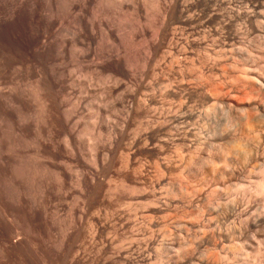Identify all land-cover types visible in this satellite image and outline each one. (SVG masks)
Segmentation results:
<instances>
[{
    "label": "rangeland",
    "instance_id": "obj_1",
    "mask_svg": "<svg viewBox=\"0 0 264 264\" xmlns=\"http://www.w3.org/2000/svg\"><path fill=\"white\" fill-rule=\"evenodd\" d=\"M36 1H37V5H36L37 6L36 11L37 12H35L36 14H35V18H34V25L35 26L33 25L30 28H28V27L26 28V26H23V28H22L23 34L21 35L22 40L20 41L19 55L13 62H11L9 65H7V68H6L7 71H5V74H4V77L7 76V78H3V82H2L3 84L1 83L2 85L0 86L1 89H3L2 91H4V88H7V89H5V91L7 93L12 91L13 89L14 90L18 89V91L16 90L17 92H20V94H22V96L30 99L29 102L31 101L30 103L28 102L29 104L25 105L26 107H25V109H23V112L26 114V118L29 116V118H27L25 120V122H26L29 119L28 123H26L28 126L25 125V123L20 122V126L22 123L24 126H21V127H24V128L20 127L23 130H21V129L19 130V131H22L26 134V139H28V146H29V147L28 146L27 147L29 149H31V148L33 149V147H32L33 143H30V142L32 141L31 137L32 138L35 137V132H36L35 126L37 125V123H39V125H40L41 112L38 108L40 106H39L38 102H35L36 100L33 97V92H35V91H33V89L36 88V87H34V85L36 86L39 80L44 81V82H46V80H47L48 84L46 83V85L50 84L49 88L52 90L53 94L55 93L56 98H58L59 103L60 104L62 103L63 107L61 106L60 108H58L59 111L57 110V112H56L57 115L61 116V113L63 110L71 109L69 119L71 118V116H72V119H70L69 126L72 128L74 127V129H75L74 131L77 134L76 136H78L76 144L78 146L79 152H81V155L84 156L83 157L84 160L86 158H89L90 154L92 153L90 151V149H91L90 146L93 143L90 141L91 137H92V139L94 138L93 140H95V138L98 139L99 147H102V146H105V143H106V145L108 143L107 139L109 137L108 136L109 132H112V131L118 132L119 130L122 129L121 128L122 126H124V128L126 127L125 136L124 137L120 136V138H119V142H118L117 147H116V154H115L113 162H112L113 164L108 166L109 172L111 173L112 176L114 175L113 177L116 178V180H119L121 174H125V172L123 173L121 170L123 169L125 171L124 162L126 160H128L127 153H128V151L131 150L129 148L131 146V143L129 141H132V138H133V136L131 134L129 135V129H130V127H132V128L137 127V121L135 120L134 115L143 114L145 116H148V118H150L151 120L148 118L145 120L146 121L149 120V122L151 121L153 124L151 122H150V124L153 127V125L157 124V120L161 119V121H162V120H164L165 117H166V119L169 118L168 116L172 113L169 112L170 109H168V108H170V105L173 106L174 103H175L174 104V107H175V105H177L176 101L178 102V99L180 97H182L184 95V93H185V95L182 97L183 101H186V100L189 101L191 99V96L194 97L195 102L193 101L192 105H194L193 110L195 113L194 115H196V116L194 117L195 121H193V126L195 125L194 130H195V133L197 132L196 134H194L195 135L194 136L195 137L194 138V147L198 146L197 148H194V152H195L194 155L195 156H194V163H193L194 167H193L192 164L191 165L187 164L188 163L187 162L188 161V159H187L188 155L187 156H185V155H186V153H188L187 145L189 144V142L187 140H184L185 142L183 141L184 143H182L181 151L184 150L185 152L183 151L181 153L184 154L182 156H185V157H183V159H184L183 164L187 162L186 163L187 169L184 168L185 164L184 165L182 164L183 166L179 169V171H176V173L170 174V172H166V173H168L167 176L165 175L166 173L164 174V177H166V178H164L162 176L164 180L161 178L160 175H157L154 173L152 174V171H151L152 168H150L152 166V164L150 165V162H152L153 159L156 158L155 153H154L155 151L153 149L147 150L146 148H143L142 147L143 143H141L142 145H139V147H136V149L132 148V146H131V148L137 152V156H138L137 160L138 161L132 160L131 162L129 161V164L131 163L130 165L132 167L137 168L138 171L140 169V172L142 175L139 174L138 175L139 177L138 176L137 177L139 179L143 178V179H145V181H148L147 186H149L148 187V191L150 190L149 193H153L154 192L153 189L154 190L157 189L159 193L162 192V193H160V196H162L160 205H162L163 208L167 207L166 208L167 211L163 212L161 214L157 213L156 210L152 206H151V209H150V207L148 208V222L149 223H148L147 228H146V230L147 229L148 230L145 231L146 232L145 240H146V238H148V236L150 237L149 238L150 240L147 239L148 242H146L147 240L145 242L149 246L146 243H144L142 240V236L144 234L143 232H141L142 229L141 228L140 229L135 228V227H140V225H139L140 218L137 217L136 221L134 222V224L136 223L134 227L128 228L126 218L123 217L124 212H123L122 204H123V202H127L128 200L131 199V193H129L128 189H126V188L122 190V188H121L122 186L119 185V182L116 184H115V182L114 183L112 182L113 185L112 184L109 185L107 183L106 178L101 174L100 175L101 185L98 188L99 198L101 201V205H100L101 206V208H100L101 209L100 210L101 211V219L99 220L100 223H98V224L96 223L97 225H94V227H96L95 230H97V228L100 227V231H103L101 234V236H102L101 240L99 241L100 243L98 242V245L91 243L92 240L89 241V239L91 238L89 236L90 233H84L82 231L83 234L86 235V240L88 238V240H87L88 242L85 240L86 242H84V245L79 243V242L76 243L79 246L83 245L79 249V253L77 255L78 260L75 259L74 261H72L71 259H73V258H71V257H73V255H71L69 257L67 255V253L65 252V253L59 255V257H55L54 260H52V264H133V261H134V264H139V263L140 264H150V262H152L151 264H165L166 261L168 260V257L166 255V253L164 252V247H161V246H163V244H161V243L164 242L163 240L166 238V236L168 237V239L167 238L166 239L169 240L170 242L174 243L175 248H177V249H178L179 243H180L177 241H180V240L183 241L182 243L184 245L182 243L181 244L185 247L186 252L190 251L189 253L185 252V254L188 256L186 258L184 257V259H185L184 262L186 264L188 261H189L188 264H208V263L209 264H250V263L251 264H264V248L262 249V247H264V240H263L264 239V222H262V221H264L263 220L264 217H262V215L264 214V212H263L264 211V206H263L264 205V193L262 194V192L259 189V185L257 186V184H260L259 182H261V179L263 178L262 176L264 175L263 174L264 173L263 172V170H264V155H263L264 154V124L262 125V123L264 121V111H261L259 109H258V111H257V109H252V111L250 112V115H252V116L250 117L249 123L245 125V123L242 122L240 119H236V118H239V115H236L235 111L230 112L231 116H227V112H228L229 107L227 105L221 104V102H218L219 101L218 99L223 97L224 100H226V102L229 101L235 105H239V104L242 105V103H244V102H246L244 104L248 105V101H245L246 98H242L244 101L240 100V99H237V100L234 99L233 100V98L231 99L227 96L226 91L229 90V91L235 92V93H237V91L239 92L238 89L241 86L240 81L243 78L240 81H238V80L236 81V79H238L237 76L239 75V79H240L241 77H243V75H244V73H246V71L249 72V69H251V71H252V69L255 70L257 68L255 71H253V73L257 74V72L261 71L259 73L264 75V71H263L264 70L263 69L264 68V61H263V59H264V57H263L264 56L263 55L264 54V49H263L264 48V41L263 40L264 39L262 40V36L260 38V36L257 33H255V31H254L255 30L254 28H256L255 20H253V22H252L251 20L247 21L245 19L246 18L245 13L249 12L248 10H251V11L253 10L252 9L253 4L254 5L258 4L256 2L257 0H231V1L226 0V3H224L225 5L223 4L222 6H219V7L218 6L215 7V5H213V4H212L213 6H211V3H209L208 0H194V3H188V4L186 3L183 5L176 4L175 2H173L175 0H160L161 2H159V0H155V1L154 0H129L130 3L128 0H121V1L120 0H66V1L65 0H36ZM133 2H134V4H133ZM172 3H174V5ZM213 8H214V10H212ZM262 8L264 10V5L262 6ZM262 8H261V10H262ZM160 9H162V10H160ZM245 9L247 11H245ZM233 10H234V13H233ZM213 11L215 13L219 14L218 20L213 24H207V23L203 22L208 18V16L211 13H214ZM238 11L240 13L241 12L243 13L245 11L240 18L236 17V15L239 13ZM166 17H167V19H166ZM233 18H234V20H233ZM260 19L264 20L262 18H260ZM38 21H40V22L38 23ZM220 22H221V24H220ZM39 24H40V26H38ZM245 24H247V25H245ZM80 26L82 29H80ZM238 26L239 27L242 26V27H240L241 33L239 32L240 33L239 34L240 39L237 38L236 42L234 41V45H235L234 47L239 46V47H241V49L246 48L245 49L246 51L250 50L249 52H247L249 57L248 56L240 57L239 55H237V53H234L235 51L236 52L239 51L238 50L239 47L236 50L234 47L229 49L230 48L229 42H228L229 41L228 40L229 28L231 27L232 29H235ZM161 27H163V28H161ZM32 28L34 29V31ZM38 28H39V30H38ZM158 28H160V29H158ZM211 28L213 30H211ZM217 28H218L217 32L215 34H212L213 31ZM206 29H208V31ZM249 29H250V32H249ZM156 30H158V31H156ZM205 30H206V32H205ZM173 31H175V32H173ZM221 31H223V32L225 31V32L223 33ZM156 32H158V33L156 34ZM181 32H183V33H181ZM108 33L110 36L108 35ZM210 33L212 34V36L210 35ZM37 34L39 35V37ZM248 34H249V36L247 37ZM204 35L208 39L206 37H204ZM74 37H75V39H74ZM201 37L202 38L204 37V38L202 39ZM178 38H180V39H178ZM216 38H217V41H215ZM44 39H45V41H44ZM244 39H246V40H244ZM250 39L253 43L250 41ZM121 40H122V42H121ZM155 40L156 41L159 40V41L156 43ZM238 40H239V43H238ZM39 41L45 42V43L48 41L47 45H46V49H44L43 52L42 51L39 52L37 50L36 45H37V43H40ZM123 41H124V43H123ZM149 41H151L150 45L148 43ZM144 43L147 44V46ZM27 44H28V46H27ZM129 44H131V45H129ZM33 45L36 47V50L34 49L35 47ZM169 45H170V47H169ZM255 45H257V46H255ZM21 47H23V48H21ZM47 47L50 50H48ZM182 47H184V48L182 49ZM206 47L208 49H206ZM233 48H234V50H233ZM151 49H152V51H151ZM211 49H213V50H211ZM219 49H220V51H219ZM224 49H227V50H225L226 52L224 51ZM45 50H47L48 52ZM185 50H186V52H184ZM205 50H208V51H205ZM216 50H217V52H219L218 54H216L217 53ZM256 50L257 51L259 50L260 53L257 52ZM261 50H263L262 51L263 53L261 52ZM146 51H148L149 53H147ZM170 51H172V53ZM44 52L46 54L42 55ZM222 52H223V54H222ZM108 53L109 54L112 53L113 56L116 57L114 59V62H116V63H114V66H115L113 68L114 70L110 71L105 67L104 68L103 67L102 68H99V67L96 68V65L93 62L94 57L96 58L97 55H98L97 57H99V56L106 57L107 55H109ZM146 53H147V55H146ZM225 53H227V54H225ZM238 54H239V52H238ZM167 55L168 56L170 55V56L168 57ZM201 55H203V56H201ZM250 55H251V57H250ZM147 56H149V59H150L149 62L147 60L148 63L146 62ZM171 56H172V58H171ZM231 56H233L234 59ZM254 56H256V57H254ZM220 57H222L223 59L221 58L222 60H220L219 59ZM237 57H239V58L237 59ZM258 57H261V58H258ZM193 58L195 59V61H193V62L196 64L192 65V69L195 67L194 68L195 70L193 69V74H192V72L189 73L190 70H192V69H188V66L193 63L192 62V60H194ZM163 59H165V60H163ZM170 59H171V61H173L172 64L169 63V62H171ZM256 59H258V60H256ZM139 60L141 62H139ZM189 60H191L190 64H189ZM204 60H206V61H204ZM207 61H210L211 63L207 62ZM224 61H226V62H224ZM243 61H244V63H243ZM203 63H204V65H203ZM213 63H214V65H213ZM137 64H139V66ZM147 64H148V66H147ZM224 64H225V67H224ZM201 65H202V68H201ZM234 65L237 67H235ZM134 66L136 68H134ZM205 66H207V69L205 68ZM232 67H234V68H232ZM131 68L133 69V71ZM236 68L239 69V73L236 70ZM183 69H184V72H183ZM225 71L228 73H225ZM251 71L249 73H251ZM181 73L184 75H182ZM223 74L226 76H223ZM240 75H242V76H240ZM183 76H184V79H183ZM190 76L193 77L192 80L196 81L195 83H194V81L191 82V80L189 79ZM198 76H199V78H197ZM206 76H208V77H206ZM217 76H219V78ZM231 76L235 78L234 79L235 81H229V80H233V79H230V78H232ZM156 78H158V79H156ZM194 78H196V79H194ZM198 79H201V80L203 79V80H202V82H200V80H198ZM205 79H207V80L205 81ZM215 79H217V80H215ZM218 79H220V80H218ZM150 80L153 82V84L151 83ZM159 80L160 81H167L168 80V83L169 84L171 83L170 84L171 87L169 86V90H168L169 91L168 93L170 95L167 93L165 95V97L161 96V93L159 91L160 89L158 88V84H156V82ZM189 80H190V82H189ZM224 80H225V83H227V80H228V83L230 82L229 83L230 85H226V84L223 85V87H225V88H224L223 92H221V93L225 92L226 95L222 94L221 96H219L220 98H218V97L209 98L208 97L209 84L212 82H214V83L224 82ZM181 83H184V85ZM189 83H191L192 85ZM172 85H173V87H172ZM201 85H203V86H201ZM231 85L234 86V88ZM108 86L109 87L113 86L112 89L114 88V90H111L113 92L109 91ZM153 86H154V88H153ZM200 86H201V88H200ZM131 87H132V89H131ZM236 88H238V89H236ZM28 89L30 92L28 91ZM54 89L56 92L54 91ZM88 89H89V91H88ZM127 89H129V90H127ZM154 90L157 93H155V92L153 93ZM31 91H32V93H31ZM132 91H134V92H132ZM69 92H71V93H69ZM81 92H82V94H81ZM109 92L111 94H109ZM144 92H146L147 94ZM123 94H124V96H122ZM143 94L145 96L146 95L147 96L145 97ZM224 96L225 97L227 96L226 97L227 99H225ZM72 97H74V98H72ZM152 97H154V98H152ZM170 97H171L170 100H172L173 102L169 101ZM141 98H142V100H139ZM163 98L164 99L166 98V99L164 100ZM213 98H214V100H213ZM152 99H156V101L158 100L157 101L158 104H156V106H159V107H156L157 108L156 110H158V111L154 110L155 108L151 107L150 104H151ZM77 100H78V102H77ZM138 100L140 101L139 102L140 106L138 104ZM149 100H151V101H149ZM166 100L169 101L170 104ZM174 100H176V101L174 102ZM221 100H223V99H221ZM162 101H164V103L165 102L167 103V104L165 103L166 106H165V104H162L163 103ZM240 101H242V102L240 103ZM76 102L78 103V105H76ZM90 102H91V104H89ZM92 102H93V105H96L95 107L102 108V112L99 114L100 118L95 117L94 112L90 106V105H92ZM144 102H146L147 104ZM211 102H212V104H211ZM254 102L257 103L258 101L257 102L252 101V103H254ZM74 104L77 107L74 106ZM148 104L150 105V107ZM79 105H81V107ZM220 105H221V107H220ZM7 106L9 109L10 106L9 105H7ZM124 106H125V108H124ZM153 106L155 107V103L153 104ZM162 106H163V108H162ZM212 106H213V108H211ZM112 107H114V109ZM110 108H112V110ZM150 108H152L154 111L151 110ZM219 108H221V109H219ZM226 108H228V109H226ZM10 109H12V108L10 107ZM205 109H207V111H205ZM13 110H14V113L16 114V110L13 108L11 111H13ZM76 110H78V111H76ZM109 110H111V111H109ZM127 110H129V111H127ZM210 110H212V111H210ZM254 110H255V112H254ZM220 111H221V114H220ZM198 112H199V114L201 112L200 116H202V117H200L198 115ZM117 113H118V115H117ZM71 114H73V115H71ZM92 114L94 117L92 116ZM160 114H161V118H158V117H160L159 116ZM164 114H165V116H164ZM167 114H168V116H167ZM204 114L205 115L208 114V115L205 116ZM218 115H219V117H218ZM223 115H225V116L223 117ZM81 117H82L83 121H82ZM209 117H211V118H209ZM228 117H232V119L231 118L229 119ZM202 119H203V121H202ZM204 119H205V121H204ZM214 119H215L216 125L214 123ZM220 119H222V120L220 121ZM225 119H226V121H224ZM228 119H229V121H228ZM260 119H261V121H259ZM112 120H114V121H112ZM153 120H154V122H153ZM233 120H234V122H233ZM76 121L77 122L79 121V123H77ZM93 121H96V123ZM87 122H91L92 124H94L95 128L94 127L93 128L96 131L94 129H92L90 126L87 127V125L89 124ZM97 122H98V124H97ZM155 122H156V124H155ZM256 122H257V124H256ZM260 122H262V123H260ZM203 123L206 125L204 126ZM77 124H78V126H77ZM85 124H87V125L85 126ZM150 124H149V128H152L150 126ZM201 124L205 128L203 126H201ZM222 124H224V125H222ZM253 124H254V126H252ZM29 125H30V127H29ZM128 125H130V126H128ZM235 125H236L237 129L234 128ZM249 125H251V126H249ZM43 126L46 127V128H44V129H46L45 131H47L50 128V126L48 124H43ZM143 126H142V131H144L143 129H145V125H143ZM225 126L226 127L228 126L229 128L228 127L224 128ZM258 126L260 128H258ZM219 127L221 129H219ZM253 127L255 128L256 131L254 130ZM85 128H87V129L89 128V130H86ZM112 129H114V130H112ZM139 129H141V127ZM182 129H183V131L185 130L184 127ZM200 129H202V130H200ZM25 130H26V132H25ZM91 130H94V131H91ZM234 130H235V132H234ZM248 130H250V131H248ZM253 130L255 132H253ZM238 131L239 132L242 131L243 134H242V132L239 133ZM140 132H141V130H140ZM181 132H182V130H181ZM222 132L224 135H220L221 137H218L217 135L222 133ZM230 132H232V135ZM257 132L260 136L257 135ZM182 133H181L182 136L185 137L186 136L185 132H182ZM246 133H248V134H246ZM27 134H28V136H27ZM233 134H234V136H233ZM227 135H228L229 139L227 138ZM203 136H204V138H203ZM225 136L227 139L225 138ZM83 137H85V138H83ZM197 137H199V138H197ZM54 138H55V140H54L55 144L64 149L65 148V142H64L63 134L57 133L54 136ZM207 138L208 139L210 138V139L208 140ZM211 138H213V139H211ZM252 138H253V140H254V138H257L255 140L256 142L253 143ZM219 139H221V140H219ZM231 140L234 142L232 143ZM261 140H263V141H261ZM240 141H243V142H240ZM89 142L91 143V145L89 144ZM259 142L261 143V145ZM126 143L128 145H126ZM185 143H186V145H185L186 149H184V148L182 149V147L184 146ZM214 143H216V144L213 145ZM227 143H228V145H227ZM234 143H235V145L236 144L237 145L234 146L233 145ZM211 145H212V148H211ZM221 145H222V148H221ZM229 145L232 147H230ZM241 145L244 147H242ZM247 145H249L250 148H249V146L246 147ZM119 146H120V148H119ZM214 146H215V148H214ZM223 146H224V149H223ZM261 146H262V148H261ZM89 147H90V149H89ZM218 147H219V149H218ZM251 148H253V149H251ZM217 149H218V151H217ZM232 149H233V151H231V153H230V150H232ZM197 150H199V151H197ZM200 150H201V152H200ZM221 150L222 151L225 150V151L220 152ZM228 150H229V153H226V152H228ZM121 151L126 153L123 156L124 157L123 159H125V161L121 159L122 157L120 158ZM253 151L255 152L253 154L255 156H252ZM208 153L210 155H208ZM222 153H224V154L222 155ZM242 153H243V155H242ZM244 153L247 155H245ZM237 155L239 158L236 157ZM233 156L236 158L235 160L233 159L234 162H232V158H234ZM250 156L252 157V159ZM185 158H186V160H185ZM204 159H205V161H204ZM223 159L225 160L224 162H227L226 164L222 163ZM246 159H248V160H246ZM85 161H88V160L86 159ZM212 161L214 162V164L212 163ZM228 161H229V163H228ZM244 161L245 162L250 161V162H246L244 164ZM208 164H209V166H208ZM114 165H115V167H114ZM187 165H189V166H187ZM190 166L193 167L194 170H192ZM240 166H241V168H240ZM208 167H210V168L207 169ZM236 167H237V169H235ZM143 168L145 170H143ZM189 168L191 169L192 172L194 171L193 172L194 174H191L192 172L189 170ZM217 168H219V169H217ZM182 170H183V172H182ZM185 170H187V171H185ZM186 172H187V174H186ZM259 172H261V174ZM177 173H179V174H177ZM126 174L130 179L129 183L132 185L136 184V182H135V180L137 179L136 175H133L131 173H126ZM188 174H189V176H188ZM190 175H192V176H190ZM194 175H196V176H194ZM155 176H156V178L160 177L159 178L160 180L156 179ZM177 176H179V178ZM223 178H224V180H223ZM225 178H227V179H225ZM150 181H151L152 185L149 184ZM159 181H166V188H168L169 185H172L171 186L172 190H174V191L177 190L173 193V192H171L172 190H170L171 188L169 186V192L174 194V195H172V194L171 195L174 197L175 201L172 197H171V199H169L171 195L166 196L167 195L166 191L168 192V189L166 190V189L162 188L164 186H159L157 184V182H159ZM167 181H169L170 183L172 182V183L170 184ZM178 184L179 185L181 184V185L179 186ZM73 185L74 184H67L66 185V187L63 189V192H62L64 197L62 196V198L59 199L56 196L57 191H55L56 194H54V195L52 194L48 197L49 199H47V201H49V202L48 203H47V201L45 202L46 203L45 206L48 208L50 213H52L54 211L55 212L58 211L57 212L58 213L57 218H59V223H56L54 225H51V224L46 225L48 232L51 231V232H49V234H50L51 241L52 242L55 241L54 245H57L58 242L60 241V239L62 238L63 230H61V228H62L61 226H62V224L65 225V223H67L69 221V218H70L69 215H70V211H71L70 208L72 207V209H73L74 208L73 206H75L74 197L77 194V191H75V190H77V187H75V185L74 186ZM153 185L155 187H153ZM160 187L163 190H165V193L163 191H161L162 189H160ZM174 187H175V189H173ZM177 187H179V188H177ZM109 188L111 190H109ZM116 188H118V193H117ZM198 188H199V190H198ZM206 188H208V189L205 190ZM112 189L116 190V192L112 191ZM67 190L69 193H67ZM181 190H183L182 193L177 194V192L179 193V192H181ZM257 192H259V194H257ZM175 193L179 196H177ZM105 195H106V197H105ZM163 195H165V196L163 197ZM175 195L177 196V198L175 197ZM257 195H258V197H257ZM194 196H197V198ZM111 197H113V198L111 199ZM167 197H168V199H167ZM50 198H52V199H50ZM114 198H115V200H114ZM90 201H91V198L89 196H87V198H86V203H87L86 205L87 206L91 205L92 202H90ZM68 202L70 203V205ZM190 202H191V204H190ZM47 204H48V206H47ZM120 204H121V206H120ZM170 204H171V206H170ZM221 204H223V205H221ZM221 207H222V210H221ZM195 208H197V209H195ZM217 208L220 210V213H219V210ZM228 209H229V211H228ZM222 211L224 212V214ZM199 213H200V218H199ZM258 213H259V215H257ZM260 213H261V215H260ZM202 214H204L206 216L203 215V217H202ZM195 217H196V219H195ZM106 219H107V221H106ZM163 219L164 220L168 219V220H165V222H164ZM197 219H198V221H197ZM187 220H189V221H187ZM61 221H62V223H61ZM117 221H118V224L115 223ZM186 221L188 223H186ZM230 221H231V223H230ZM103 222H105V223H103ZM137 222H138V224H137ZM177 222H178V225H177ZM198 222H200V223H198ZM258 222H259V224H258ZM106 223H109V224H106ZM191 223H194V225H192ZM206 223H208V224H206ZM181 224H184V226H182ZM216 224H218V225H216ZM104 225L108 229H106ZM169 226H170V228H169ZM175 226L177 228H175ZM21 227L26 229L25 225H21ZM156 227H157V229H156ZM232 227H233V229H232ZM255 227H257V228H255ZM150 228L151 229L153 228L152 230L154 231V233L152 230H150ZM216 228H218V230ZM230 228H231V230L242 231V234L238 235V237L237 236L236 237L235 236L230 237V238H233L232 239L233 242H231L230 238H229V241L224 240V234L226 232L231 231ZM200 229H204L207 232L203 231V230L201 231ZM213 229H215V230H213ZM112 230H113V232H112ZM170 230L173 234L171 232L169 233ZM172 230L175 232H173ZM183 230H185L184 233H183ZM125 231H126V233H125ZM108 232H112L113 236H117L116 240H115V238H113V240H112L113 244L112 245L106 241V234ZM165 232H166V234H164ZM167 232L169 235L167 234ZM186 232H188V234H186ZM210 232H211V234H210ZM216 232H217V234H216ZM218 232H219V234H218ZM243 232H245V233L243 234ZM139 233H143V234H139ZM195 233H196V236L198 235L197 237H195ZM201 233L205 236H203ZM221 233H222V235H221ZM258 233L259 234L262 233V235L261 234L259 235ZM136 234H138V236ZM153 235H155V236H153ZM163 235L165 238H163ZM210 235H211V237H210ZM127 236L135 238L134 239L135 241L132 240V242H134V243H132L130 241V239H128L129 241L127 243V238H125ZM207 236H209L210 238ZM242 236H243V238H241ZM161 237L163 239H161ZM194 237L197 240H195ZM234 238H236V239H234ZM237 238H238V240H237ZM239 238H241V239H239ZM121 239H123V240L121 241ZM136 239H137L138 243H136ZM189 239H190V241H189ZM205 239H207L208 241ZM248 239H249V241H248ZM252 239L254 240V242ZM57 240H58V242H57ZM102 240H104V242ZM198 240H199V242H198ZM203 240H204V243L206 241V244L203 243ZM262 240H263V243L261 242ZM209 241H211V242H209ZM222 241L225 242L224 245L222 244L223 243ZM140 242H143V243L141 244ZM188 242L189 243L193 242V244L190 243L191 244L190 245ZM207 242H209V243L207 244ZM213 242L215 243V245H210L211 243L213 244ZM238 242H240V243H238ZM237 243H238V245H237ZM243 243H244V245H243ZM91 244H93V245H91ZM117 244H119V246H117ZM256 245L259 247H257ZM116 246H117V248H115ZM129 246H130V248H128ZM186 246H187V249H186ZM191 246H193V247H191ZM204 246H206V247H204ZM188 247H190V248H188ZM124 248H128V249L125 250ZM135 248H136V250H135ZM255 248L258 251H256ZM55 249H56V247H55ZM260 249H261V251L259 252ZM205 250H206V253H205ZM97 251H98V253H97ZM147 253H148V255H147ZM128 256H129V258H128ZM203 257H205V258H203ZM130 258H131V260H130ZM187 258H189V259H187ZM207 261H210V262H207ZM42 262L43 261H36V264H43V263L48 264L47 262L45 263V261L43 263ZM205 262H207V263H205ZM0 264H25V261H24L22 256H12V257L8 258V260L7 259H1Z\"/></svg>",
    "mask_w": 264,
    "mask_h": 264
},
{
    "label": "bare ground",
    "instance_id": "obj_2",
    "mask_svg": "<svg viewBox=\"0 0 264 264\" xmlns=\"http://www.w3.org/2000/svg\"><path fill=\"white\" fill-rule=\"evenodd\" d=\"M66 1V0H65ZM121 1V0H120ZM129 1V0H128ZM127 1V2H128ZM155 1V0H154ZM229 1V0H228ZM231 1V0H230ZM117 2V1H116ZM132 2V1H131ZM135 2V1H134ZM133 2V4H134ZM151 2V1H150ZM153 2V1H152ZM159 2H161L159 0ZM175 2L176 4H188V3H194V0H175L173 1ZM206 2V1H205ZM209 3H211V6L215 5L216 6H222L224 3H226V0H208ZM233 2V1H232ZM258 4H253V10H248L249 12H246L245 13V19L248 21V20H251L253 22V20H255V23H256V28H254L255 30V33H257L260 38L262 36V40L264 39V20H261L260 18L264 19V10L262 8V6L264 5V0H257L256 1ZM130 3V1H129ZM155 3V2H154ZM240 3V2H239ZM243 3V2H242ZM174 5V3H172ZM207 4V3H206ZM213 4V5H212ZM37 5V1L36 0H0V86L3 84V78H7L4 77V74H5V71L6 68H7V65H9L11 62H13L19 55V47H20V41L22 40L21 39V35L23 34L22 32V28L23 26H26V28H30L34 25V18H35V12L36 11V6ZM39 5V4H38ZM101 5V4H100ZM225 5V4H224ZM186 6V5H185ZM39 7V6H38ZM66 7V6H65ZM233 7V6H232ZM247 7V6H246ZM230 8V7H229ZM262 8V10H261ZM191 9V8H190ZM208 9V8H207ZM224 9V8H223ZM227 9V8H226ZM231 9V8H230ZM235 9V8H234ZM243 9V8H242ZM70 10V9H69ZM162 10V9H160ZM214 10V8L212 9ZM39 11V10H38ZM186 11V10H185ZM245 11H247L245 9ZM244 11V12H245ZM209 12V11H208ZM214 12V11H213ZM239 12V11H238ZM243 12V13H244ZM163 13V12H162ZM231 13V12H230ZM233 13H234V10H233ZM243 13L239 12L236 17L237 18H240ZM80 14V13H79ZM81 15V14H80ZM222 15V14H221ZM162 16V15H161ZM201 16V15H200ZM199 16V17H200ZM206 16V15H205ZM55 17V16H54ZM190 17V16H189ZM228 17V16H227ZM155 18V17H154ZM188 18V17H187ZM219 18V14L218 13H211L208 18L203 21L207 24H213L215 23ZM158 19V18H157ZM161 19V18H160ZM167 19V17H166ZM224 19V18H223ZM36 20V19H35ZM187 20V19H186ZM185 20V21H186ZM234 20V18H233ZM116 21V20H115ZM37 22V21H36ZM40 21H38L39 23ZM74 22V21H73ZM202 22V23H203ZM240 22V21H239ZM243 22V21H242ZM245 22V21H244ZM251 22V23H252ZM147 24V23H146ZM221 24V22H220ZM228 24V23H227ZM241 24V23H240ZM94 25V24H93ZM142 25V24H141ZM226 25V24H225ZM237 25V24H236ZM247 25V24H245ZM35 26V25H34ZM40 26V24L38 25ZM203 26V25H202ZM252 26V25H251ZM94 27V26H93ZM195 27V26H194ZM208 27V26H207ZM234 27V26H233ZM242 27V26H240ZM239 26L236 27L235 29H232L231 27L229 28V33H228V42H229V46L231 49L232 47H234V41L236 42L237 38H239V34L241 33V28ZM102 28V27H101ZM163 28V27H161ZM188 28V27H187ZM247 28V27H246ZM33 29V28H32ZM80 29L81 26H80ZM160 29V28H158ZM39 30V28H38ZM208 31V29H206ZM205 30V32H206ZM211 30H213L211 28ZM218 28L215 29L213 31L212 34H215L217 32ZM245 30V29H244ZM247 30V29H246ZM34 31V29H33ZM36 31V30H35ZM158 31V30H156ZM227 31V30H226ZM39 32V31H38ZM108 32V31H107ZM175 32V31H173ZM223 32V31H221ZM225 32V31H224ZM223 32V33H224ZM240 32V33H239ZM244 32V31H243ZM249 32H250V29H249ZM252 32V31H251ZM37 33V32H36ZM158 32H156L157 34ZM183 33V32H181ZM248 33V32H247ZM30 34V33H29ZM35 34V33H34ZM33 34V35H34ZM155 34V35H156ZM173 34V33H172ZM212 34L210 33V35L212 36ZM222 34V33H221ZM251 34V33H250ZM36 35V34H35ZM38 35V34H37ZM106 35V34H105ZM109 35V33H108ZM207 35V34H206ZM77 36V35H76ZM110 36V35H109ZM134 36V35H133ZM174 36V35H173ZM249 36V34L247 35V37ZM33 37V36H32ZM39 37V35H38ZM46 37V36H45ZM204 37H206L204 35ZM203 37V38H204ZM209 37V36H208ZM35 38V37H34ZM57 38V37H56ZM176 38V37H175ZM183 38V37H182ZM202 38V37H201ZM202 38V39H203ZM207 38V37H206ZM245 38V37H244ZM259 38V39H260ZM33 39V38H32ZM75 39V37H74ZM107 39V38H106ZM110 39V38H109ZM132 39V38H131ZM180 39V38H178ZM208 39V38H207ZM210 39V38H209ZM213 39V38H212ZM222 39V38H221ZM247 39V38H246ZM244 39V40H246ZM31 40V39H30ZM35 40V39H34ZM47 40V39H46ZM108 40V39H107ZM147 40V39H146ZM205 40V39H204ZM243 40V41H244ZM41 41V40H40ZM39 41V42H40ZM45 41V39H44ZM126 41V40H125ZM128 41V40H127ZM131 41V40H130ZM152 41V40H151ZM149 41V45H150V42ZM156 41V40H155ZM159 41V40H158ZM156 41V43L158 42ZM193 41V40H192ZM215 41H217V38L215 39ZM214 41V42H215ZM219 41V40H218ZM222 41V40H221ZM251 41V39H250ZM264 41V40H263ZM262 41V42H263ZM48 42V41H47ZM47 42H40V43H37L36 47H37V50L40 52L44 49H46V45H47ZM50 42V41H49ZM113 42V41H112ZM122 42V40H121ZM252 42V41H251ZM32 43V42H31ZM36 43V42H35ZM108 43V42H107ZM124 43V41H123ZM147 43V42H146ZM205 43V42H204ZM226 43V42H225ZM238 43H239V40H238ZM237 43V44H238ZM250 43V42H249ZM253 43V42H252ZM66 44V43H65ZM101 44V43H100ZM110 44V43H109ZM143 44V43H142ZM145 44V43H144ZM217 44V43H216ZM228 44V43H227ZM26 45V44H25ZM99 45V44H98ZM103 45V44H102ZM126 45V44H125ZM131 45V44H129ZM147 46V44H145ZM179 45V44H178ZM184 45V44H183ZM241 45V44H240ZM28 46V44H27ZM34 46V45H33ZM66 46V45H65ZM109 46V45H108ZM162 46V45H161ZM212 46V45H211ZM257 46V45H255ZM35 47V46H34ZM36 47L34 48L36 50ZM61 47V46H60ZM117 47V46H116ZM145 47V46H144ZM154 47V46H153ZM170 47V45H169ZM168 47V48H169ZM185 47V46H184ZM182 47V49L184 48ZM239 47V46H238ZM238 47H234L235 50L238 49ZM23 48V47H21ZM48 48V47H47ZM96 48V47H95ZM101 48V47H100ZM128 48V47H127ZM151 48V47H150ZM186 48V47H185ZM213 48V47H212ZM233 48V50H234ZM63 49V48H62ZM82 49V48H81ZM85 49V48H84ZM102 49V48H101ZM100 49V50H101ZM105 49V48H104ZM206 49H208L206 47ZM246 48H242L239 47V54L238 52H234V53H237V55H239L240 57H244V56H248V53L250 50L246 51L245 50ZM264 49V48H263ZM48 50H50L48 48ZM79 50V49H78ZM77 50V51H78ZM127 50V49H126ZM132 50V49H131ZM134 50V49H133ZM187 50V49H186ZM186 50L184 52H186ZM213 50V49H211ZM227 50V49H224V51ZM255 50V49H254ZM47 51V50H45ZM80 51V50H79ZM130 51V50H129ZM136 51V50H135ZM140 51V50H139ZM144 51V50H143ZM152 51V49H151ZM150 51V52H151ZM205 51H208V50H205ZM220 51V49H219ZM223 51V50H222ZM223 51V52H224ZM257 51V50H256ZM263 50H261L262 52ZM41 52V53H42ZM48 52V51H47ZM99 52V51H98ZM147 53H149L148 51H146ZM172 53V51H170ZM175 52V51H174ZM189 52V51H188ZM217 52V50H216ZM215 52V53H216ZM222 52V54H223ZM226 52V51H225ZM259 52V50L257 51ZM31 53V52H30ZM85 53V52H84ZM100 53V52H99ZM104 53V52H103ZM102 53V54H103ZM121 53V52H120ZM119 53V54H120ZM137 53V52H136ZM146 53V55H147ZM170 53V54H171ZM205 53V52H204ZM219 52H217L216 54H218ZM260 53V52H259ZM263 53V52H262ZM46 54L45 52L42 54L44 55ZM61 54V53H60ZM109 54V53H108ZM151 54V53H150ZM181 54V53H180ZM208 54V53H207ZM227 54V53H225ZM232 54V53H231ZM38 55V54H37ZM40 55V54H39ZM177 55V54H176ZM183 55V54H182ZM205 55V54H204ZM253 55V54H252ZM264 55V54H263ZM81 56V55H80ZM96 56V55H95ZM98 56V55H97ZM96 58L94 57V64L96 65V68L99 67V68H107L108 70H114L113 68L115 67L114 66V59L116 57L113 56V54H109L107 55L106 57L104 56H99ZM126 56V55H125ZM134 56V55H133ZM151 56V55H150ZM166 56V55H165ZM168 56V55H167ZM170 56V55H169ZM168 56V57H169ZM203 56V55H201ZM218 56V55H217ZM226 56V55H225ZM152 57V56H151ZM174 57V56H173ZM207 57V56H206ZM224 57V56H223ZM233 57V56H231ZM249 57V56H248ZM251 57V55H250ZM256 57V56H254ZM264 57V56H263ZM129 58V57H128ZM138 58V57H137ZM146 58V57H145ZM172 58V56H171ZM191 58V57H190ZM204 58V57H203ZM222 57H220L219 59H221ZM239 57H237L238 59ZM258 58H261V57H258ZM60 59V58H59ZM80 59V58H79ZM130 59V58H129ZM175 59V58H174ZM173 59V60H174ZM181 59V58H180ZM194 59V58H193ZM215 59V58H214ZM217 59V58H216ZM234 59V57H233ZM232 59V60H233ZM236 59V58H235ZM20 60V59H19ZM149 62V56H147L146 58V62ZM165 60V59H163ZM167 60V59H166ZM185 60V59H184ZM201 60V59H200ZM210 60V59H209ZM246 60V59H245ZM252 60V59H251ZM258 60V59H256ZM130 61V60H129ZM169 61V60H168ZM171 61V59H170ZM176 61V60H175ZM174 61V62H175ZM188 61V60H187ZM190 61L189 60V64H190ZM195 61L192 60V62ZM206 61V60H204ZM215 61V60H214ZM234 61V60H233ZM261 61V60H260ZM264 61V59H263ZM139 62H141L139 60ZM147 62V63H148ZM200 62V61H199ZM207 62H210V61H207ZM226 62V61H224ZM229 62V61H228ZM231 62V61H230ZM238 62V61H237ZM236 62V63H237ZM250 62V61H249ZM258 62V61H257ZM256 62V63H257ZM18 63V62H17ZM138 63V62H137ZM163 63V62H162ZM170 64L173 63V61L169 62ZM186 63V62H185ZM194 63V62H193ZM191 64L188 66V69H192V65H195L196 63L194 64ZM202 63V62H201ZM200 63V64H201ZM211 63V62H210ZM215 63V62H214ZM213 63V65H214ZM244 63V61H243ZM14 64V63H13ZM144 64V63H143ZM240 64V63H239ZM242 64V63H241ZM139 66V64H137ZM157 65V64H156ZM160 65V64H159ZM168 65V64H167ZM204 65V63H203ZM237 65V64H236ZM253 65V64H252ZM148 66V64H147ZM158 66V65H157ZM170 66V65H169ZM172 66V65H171ZM174 66V65H173ZM218 66V65H217ZM233 66V65H232ZM235 66V65H234ZM246 66V65H245ZM10 67V66H9ZM15 67V66H14ZM176 67V66H175ZM224 67H225V64H224ZM223 67V68H224ZM237 67V66H235ZM240 67V66H239ZM253 67V66H252ZM263 67V66H262ZM22 68V67H21ZM24 68V67H23ZM133 68V67H132ZM131 68V69H132ZM134 68H136L134 66ZM133 68V69H134ZM195 68V67H194ZM193 68V69H194ZM198 68V67H197ZM201 68H202V65H201ZM205 68L207 69V66H205ZM222 68V69H223ZM234 68V67H232ZM11 69V68H10ZM130 69V70H131ZM132 69V71H133ZM138 69V68H137ZM158 69V68H157ZM162 69V68H161ZM170 69V68H169ZM193 69L190 70L189 73L192 72L193 74ZM199 69V68H198ZM197 69V70H198ZM214 69V68H213ZM219 69V68H218ZM245 69V68H244ZM257 69V68H256ZM255 69V70H256ZM264 69V68H263ZM129 70V69H128ZM145 70V69H144ZM143 70V71H144ZM164 70V69H163ZM162 70V71H163ZM172 70V69H171ZM174 70V69H173ZM195 70V69H194ZM200 70V69H199ZM212 70V69H211ZM230 70V69H229ZM236 70L238 71L239 73V69L236 68ZM235 70V71H236ZM243 70V69H242ZM246 70V69H245ZM254 69H249V72L251 71V73L247 72L244 73L243 77H241L239 79V75L237 76L238 79H236V81H240L242 78V80L240 81V88H236L239 90V92L237 91V93L235 92H231V91H226L227 92V96L229 98H233L234 99H240V100H243L242 98H246L245 101H248V105L242 103L239 104V105H235L233 104L232 102H229L226 100H224V98H220L219 96H221L222 94L226 95V93H221L223 92L224 88L223 85H230L228 83V80H227V83H225V80L224 82H212L209 84V94H208V97L209 98H212V97H218L220 99H218L219 101L218 102H221V104H224V105H227L229 107L226 108L228 109V112H227V116H231L230 112H233L235 111L236 115H239V118H236V119H240L242 122L246 124L249 123V120H250V117L252 115H250V112L252 111V109H258L261 110V111H264V75L257 72V74H254L253 71H255ZM262 70V69H261ZM101 71V70H100ZM99 71V72H100ZM204 71V70H203ZM215 71V70H214ZM213 71V72H214ZM228 71V70H227ZM264 71V70H263ZM262 71V72H263ZM14 72V71H13ZM141 72V71H140ZM172 72V71H171ZM176 72V71H175ZM181 72V71H180ZM183 72H184V69H183ZM230 72V71H229ZM54 73V72H53ZM93 73V72H92ZM96 73V72H95ZM101 73V72H100ZM188 73V74H189ZM225 73H228L225 71ZM248 73V74H247ZM143 74V73H142ZM182 74V73H181ZM187 74V75H188ZM195 74V73H194ZM197 74V73H196ZM202 74V73H201ZM211 74V73H210ZM214 74V73H213ZM138 75V74H137ZM159 75V74H158ZM171 75V74H170ZM184 75V74H182ZM71 76V75H70ZM143 76V75H142ZM155 76V75H154ZM166 76V75H165ZM201 76V75H200ZM205 76V75H204ZM223 76H226L223 74ZM242 76V75H240ZM110 77V76H109ZM113 77V76H112ZM111 77V78H112ZM208 77V76H206ZM219 78V76H217ZM232 77V76H231ZM154 78V77H153ZM199 78V76L197 77ZM213 78V77H212ZM63 79V78H62ZM145 79V78H144ZM158 79V78H156ZM183 79H184V76H183ZM191 80V82H193L194 80L192 76H190L189 78ZM196 79V78H194ZM204 79V78H203ZM202 79V80H203ZM230 79H233V80H229V81H235L234 77L230 78ZM189 80V82H190ZM200 80V82H202L201 79H198ZM207 79H205L206 81ZM212 80V79H211ZM217 80V79H215ZM214 80V81H215ZM220 80V79H218ZM40 81V80H39ZM37 83V85L34 87L33 91V97L35 98V102H38L39 106V110L41 112V116H40V125L39 123H37V125L35 126V137L32 138L31 137V142L30 143H33V149H29L28 147V139H26V134L22 131H19L21 128H24V127H21V126H24L22 123H25V125H27L26 123H28V121L25 122V120L27 118H29V116L26 118V114L23 112V109H25V105L29 104V100L28 98L22 96V94H20V92H17L18 89L16 90H12L10 92H6L5 89L7 88H4V91H2L3 89H1L0 87V177H2L5 181L7 182H10L11 184L13 185H16L18 186V192L15 194V195H11L9 197H6V198H3V199H0V260L1 259H7L12 257V256H22L24 261H25V264H36V261H45V263L47 262L48 264H52V260H54L55 257H59V255L63 254V253H67V255L70 257L71 255H73V259H71L72 261H74L75 259L78 260V253H79V249L81 248V246L84 245V242H86L88 240H86V235L83 234L84 233H90V240H92L91 243H94L96 245H98V242L101 240V234L103 231H100V227L97 228V230H95L96 227H94V225H97L98 223H100V219H101V201H100V198H99V193H98V188L99 186L101 185V181H100V175L102 174L106 180H107V183L109 185H113V183L115 182L118 183L119 182V185L122 186V190L123 189H128L129 193H131V199L130 200H126L127 202H123L122 204V207H123V212H124V215L123 217L126 218V222H127V227L128 228H132L135 226L134 222L136 221L137 217L140 218V227H135V228H141V232L143 233H139V234H143L142 236V240L144 243L148 242V240H150L149 236L148 238H146L145 240V234L147 231L146 228H147V225H148V208L150 207L151 209V206L156 210L157 213H163V212H166L167 211V207L166 208H163L162 205H160L161 203V197L160 196V193L162 192H158L157 189H153V193H149L150 190L148 191V181H145V179L143 178H138L139 174H141L140 172V169L138 171L137 168L135 167H132L130 164H129V161L131 162L132 160L136 161L138 156H137V152L135 150H133L132 148H135L136 147H139V145H142L141 143H143L142 147L143 148H146L147 150L149 149H153L155 152V159H153L152 162H150V165L152 164V166L150 168H152V174H157V175H160L161 178L163 179L164 177V174L166 172H170V174L172 173H176V171H179V169L185 164L184 168L187 169L186 167V163L187 164H192V166L194 167L193 163H194V148H197V147H194V134L195 133V125L193 126V121H195L194 117L196 115H194V110H193V107L194 105L193 104V101H194V97L191 96V99L188 101H183L182 100V97L185 95L180 97L178 99V102L176 100H174V102L176 101L177 105H175L174 107V104L173 106L170 105V111L172 114H170L168 116L169 117L168 119H166V117L164 118V120L161 121V119L157 120V124L155 122L156 125H152L150 124L149 120L146 121L145 119L148 118V116H145L143 114H137V115H134L135 117V120L137 121V127L135 128H132L130 127L129 129V135L131 134L133 136L132 138V141H129L131 143V146L129 147L130 151H128L127 153V157H128V160L125 161V159H123L124 155L126 153H124L123 151H121L120 153V158L122 160H124V166H125V171L122 169H120L123 173L125 172V174H121L120 175V178L119 180H116V178H114L111 173L109 172V169H108V166L113 164V159H114V156L116 154V147H117V144L119 142V138L120 136L124 137L125 134H126V127L124 128V126H122L118 132L115 131V132H109V137L107 139L108 143L106 145L105 143V146H102V147H99V141L98 139L95 138V140L90 139L92 143L89 142V144L91 145V149L90 151L92 152L90 154V157L89 158H86L88 161H85L83 159V155H81V152H79V149H78V146H77V138L78 136H76V132L74 131V127H70L69 126V122H70V119H72V116L71 118L69 119V116H70V112H71V109H66V110H63L62 113H61V116L60 115H57V110L58 108H60L62 106V103L60 104L59 101H58V98H56V95L55 93L53 94L52 90L49 88V85H46L47 83V80L46 82L44 81H40ZM151 81V80H150ZM149 81V82H150ZM170 81V80H169ZM177 81V80H176ZM175 81V82H176ZM183 81V80H182ZM223 81V80H222ZM23 82V81H22ZM81 82V81H80ZM86 82V81H85ZM108 82V81H107ZM178 82V81H177ZM185 82V81H184ZM196 81H194L195 83ZM2 83V84H1ZM5 83V82H4ZM103 83V82H102ZM151 83L153 84V82L151 81ZM48 84V83H47ZM80 84V83H79ZM156 84H158V88L160 89V93H161V96H164L169 92V86L170 84L168 83V80L167 81H157ZM184 85V83H181ZM191 84V83H189ZM203 84V83H202ZM235 84V83H234ZM233 84V85H234ZM147 85V84H146ZM179 85V84H178ZM192 85V84H191ZM190 85V86H191ZM238 85V84H237ZM81 86V85H80ZM177 86V85H176ZM203 86V85H201ZM200 86V88H201ZM232 86V85H231ZM109 87V86H108ZM113 86L109 87V91L111 90H114V88L112 89ZM171 87V86H170ZM173 87V85H172ZM192 87V86H191ZM207 87V86H206ZM234 88V86H232ZM31 88V87H30ZM29 88V89H30ZM79 88V87H78ZM107 88V87H106ZM105 88V89H106ZM116 88V87H115ZM130 88V87H129ZM136 88V87H135ZM154 88V86H153ZM28 89V91H29ZM132 89V87H131ZM152 89V88H151ZM31 90V89H30ZM77 90V89H76ZM116 90V89H115ZM129 90V89H127ZM134 90V89H133ZM171 90V89H170ZM231 90V89H230ZM55 91V89H54ZM89 91V89H88ZM105 91V90H104ZM135 91V90H134ZM132 91V92H134ZM30 92V91H29ZM56 92V91H55ZM102 92V91H101ZM113 92V91H111ZM155 92V90L153 91V93ZM197 92V91H196ZM28 93V92H27ZM32 93V91H31ZM71 93V92H69ZM103 93V92H102ZM146 93V92H144ZM157 93V92H155ZM191 93V92H190ZM205 93V92H204ZM221 93V94H220ZM82 94V92H81ZM109 94H111L109 92ZM132 94V93H131ZM147 94V93H146ZM151 94V93H150ZM169 94V93H168ZM220 94V95H219ZM25 95V94H24ZM144 95V94H143ZM142 95V96H143ZM170 95V94H169ZM190 95V94H189ZM194 95V94H193ZM218 95V96H217ZM100 96V95H99ZM124 96V94L122 95ZM145 96V95H144ZM147 96V95H146ZM145 96V97H146ZM149 96V95H148ZM153 96V95H152ZM168 96V95H167ZM175 96V95H174ZM178 96V95H177ZM226 96V97H227ZM81 97V96H80ZM87 97V96H86ZM144 97V98H145ZM151 97V96H150ZM179 97V96H178ZM225 97V96H224ZM225 97V99H227ZM31 98V97H30ZM74 98V97H72ZM85 98V97H84ZM89 98V97H88ZM107 98V97H106ZM105 98V99H106ZM123 98V97H122ZM154 98V97H152ZM167 98V97H166ZM165 98V99H166ZM177 98V97H176ZM175 98V99H176ZM189 98V97H188ZM79 99V98H78ZM164 99V98H163ZM164 99V100H165ZM171 97L169 98V101L171 102L172 100H170ZM223 99V100H221ZM123 100V99H122ZM125 100V99H124ZM131 100V99H130ZM139 100H142L139 99ZM138 100V104L140 106V101ZM146 100V99H145ZM214 100V98H213ZM232 100V101H233ZM99 101V100H98ZM148 101V100H147ZM146 101V102H147ZM151 101V100H149ZM158 101V100H157ZM156 101V99H152L151 101V107L155 108L154 110H156L157 108L156 107H159V106H156V104H158ZM167 101V100H166ZM167 101L169 104L170 102ZM198 101V100H197ZM244 101V100H243ZM252 101H258L257 103H252ZM29 102V103H28ZM63 102V101H62ZM78 102V100H77ZM76 102V105H78V103ZM97 102V101H96ZM104 102V101H103ZM115 102V101H114ZM118 102V101H117ZM144 102V103H146ZM163 102V103H162ZM161 103L162 104H165L164 101H162ZM173 102V101H172ZM195 102V101H194ZM205 102V101H204ZM242 101H240L241 103ZM133 103V102H132ZM155 103V107L153 106V104ZM160 103V102H159ZM37 104V103H36ZM64 104V103H63ZM81 104V103H80ZM91 104V102L89 103ZM110 104V103H109ZM147 104V103H146ZM161 104V105H162ZM167 104V103H166ZM165 104V106H166ZM212 104V102H211ZM9 105L12 109L14 108L16 110V114L14 113V110L11 111L12 109H8V106ZM74 104V106H76ZM149 105V104H148ZM149 105V107H150ZM81 107V105H79ZM89 106V105H88ZM91 106V109L93 110L94 112V115L96 118H100V113L102 112V108H97L95 107L96 105H93V102H92V105ZM114 106V105H113ZM117 106V105H116ZM147 106V105H146ZM219 106V105H218ZM30 107V106H29ZM63 107V106H62ZM73 107V106H72ZM77 107V106H76ZM99 107V106H98ZM209 107V106H208ZM221 107V105H220ZM106 108V107H105ZM114 109V107H112ZM112 108H110L112 110ZM125 108V106H124ZM123 108V109H124ZM163 108V106H162ZM213 108V106L211 107ZM78 109V108H77ZM129 109V108H128ZM139 109V108H138ZM151 110H153L152 108H150ZM209 109V108H208ZM221 109V108H219ZM61 110V109H60ZM91 110V111H92ZM108 110V109H107ZM109 110V111H111ZM117 110V109H116ZM153 110V111H154ZM59 111V110H58ZM78 111V110H76ZM90 111V112H91ZM106 111V110H105ZM120 111V110H119ZM129 111V110H127ZM158 111V110H156ZM168 111V110H167ZM200 111V110H199ZM205 111H207V109H205ZM212 111V110H210ZM223 111V110H222ZM227 111V110H226ZM256 111V112H257ZM203 112V111H202ZM215 112V111H214ZM255 112V110H254ZM253 112V113H254ZM81 113V112H80ZM132 113V112H131ZM161 113V112H160ZM217 113V112H216ZM111 114V113H110ZM201 114V112H200ZM199 112H198V115L200 116ZM220 114H221V111H220ZM219 114V115H220ZM230 114V115H229ZM263 114V113H262ZM73 115V114H71ZM116 115V114H115ZM118 115V113H117ZM131 115V114H130ZM156 115V114H155ZM197 115V116H198ZM205 115V114H204ZM208 115V114H207ZM205 115V116H207ZM211 115V114H210ZM218 115V117H219ZM75 116V115H74ZM93 116V114H92ZM120 116V115H119ZM160 117L158 118H161V114L159 115ZM163 116V115H162ZM165 116V114H164ZM217 116V115H216ZM225 115H223L224 117ZM85 117V116H84ZM94 117V116H93ZM108 117V116H107ZM126 117V116H125ZM202 117V116H200ZM237 117V116H236ZM95 118V119H96ZM118 118V117H117ZM127 118V117H126ZM205 118V117H204ZM211 118V117H209ZM215 118V117H214ZM229 119L232 117H228ZM260 118V117H259ZM258 118V119H259ZM31 119V118H30ZM82 119V117H81ZM80 119V120H81ZM109 119V118H108ZM150 119V118H148ZM156 119V118H155ZM197 119V118H196ZM199 119V118H198ZM223 119V118H222ZM220 119V121L222 120ZM227 119V118H226ZM226 119L224 121H226ZM228 119V121H229ZM256 119V118H255ZM24 120V121H23ZM151 120V119H150ZM210 120V119H209ZM235 120V119H234ZM233 120V122H234ZM35 121V120H34ZM83 121V119H82ZM81 121V122H82ZM90 121V120H89ZM92 121V120H91ZM114 121V120H112ZM111 121V122H112ZM199 121V120H198ZM203 121V119H202ZM205 121V119H204ZM227 121V122H228ZM261 121V119L259 120ZM20 122L21 123V126H20ZM77 122V121H76ZM96 123V121H93ZM108 122V121H107ZM128 122V121H127ZM154 122V120H153ZM197 122V121H196ZM217 122V121H216ZM253 122V121H252ZM255 122V121H254ZM258 122V121H257ZM256 122V124H257ZM79 123V121L77 122ZM86 123V122H85ZM89 123L88 125L85 124V126L87 125L90 126L92 129L95 128V125L92 124L91 122H87ZM109 123V122H108ZM152 123V122H151ZM199 123V122H198ZM206 123V122H205ZM211 123V122H210ZM214 123H215V119H214ZM223 123V122H222ZM262 123V122H260ZM43 124H48L50 126V128L45 131L46 127L43 126ZM91 124V125H90ZM98 124V122H97ZM110 124V123H109ZM128 124V123H127ZM149 124L152 128H149ZM153 124V123H152ZM196 124V123H195ZM200 124V123H199ZM221 124V123H220ZM232 124V123H231ZM230 124V125H231ZM234 124V123H233ZM237 124V123H236ZM264 124V121L262 123V125ZM119 125V124H118ZM124 125V124H123ZM145 125V129H143L144 131H142V126ZM203 125L205 126L206 124L203 123ZM201 124V126H203ZM216 125V123H215ZM224 125V124H222ZM28 126V125H27ZM78 126V124H77ZM108 126V125H107ZM113 126V125H112ZM126 126V125H125ZM130 126V125H128ZM136 126V125H135ZM197 126V125H196ZM203 126V127H204ZM221 126V125H220ZM242 126V125H241ZM251 126V125H249ZM254 126V124L252 125ZM21 127V128H20ZM30 127V125H29ZM89 127V128H90ZM94 127V128H93ZM141 127V129H139ZM144 127V126H143ZM185 128V130L183 131L182 128ZM200 127V126H199ZM210 127V126H209ZM215 127V126H214ZM228 127V126H227ZM226 126L224 128H227ZM233 127V126H232ZM263 127V126H262ZM89 128H85L86 130H89ZM114 128V127H113ZM205 128V127H204ZM203 128V129H204ZM208 128V127H207ZM206 128V129H207ZM229 128V127H228ZM236 128V125L235 127ZM241 128V127H240ZM250 128V127H249ZM254 128V127H253ZM258 128H260L258 126ZM139 129V130H138ZM205 129V130H206ZM215 129V128H214ZM219 129H221L219 127ZM237 129V128H236ZM262 129V128H261ZM23 130V129H21ZM28 130V129H27ZM95 130V129H94ZM94 130H91V131H94ZM114 130V129H112ZM141 130V132H140ZM185 132V137L182 136V132ZM198 130V129H197ZM202 130V129H200ZM204 130V131H205ZM208 130V129H207ZM206 130V131H207ZM212 130V129H211ZM224 130V129H223ZM227 130V129H226ZM255 130V128H254ZM253 130V132H255ZM19 131V132H18ZM96 131V130H95ZM219 131V130H218ZM221 131V130H220ZM240 131V130H239ZM238 131V132H239ZM250 131V130H248ZM26 132V130H25ZM28 132V131H27ZM30 132V131H29ZM143 132V133H142ZM201 132V131H200ZM203 132V131H202ZM227 132V131H226ZM229 132V131H228ZM233 132V131H232ZM232 132L231 135H232ZM235 132V130H234ZM242 132V131H241ZM239 132V133H241ZM247 132V131H246ZM259 132V131H258ZM257 132V135H259ZM57 133H62L63 134V137H64V142H65V148L63 149L62 147L58 146L55 144L54 140V136L57 134ZM93 133V132H92ZM182 133V134H181ZM219 133V132H218ZM225 133V132H224ZM245 133V132H244ZM261 133V132H260ZM108 134V133H107ZM205 134V133H204ZM212 134V133H211ZM243 134V132H242ZM248 134V133H246ZM245 134V135H246ZM250 134V133H249ZM61 135V134H60ZM87 135V134H86ZM85 135V136H86ZM103 135V134H102ZM200 135V134H199ZM203 135V134H202ZM206 135V134H205ZM220 135H224L223 132L218 134L217 136L218 137H221ZM230 135V134H229ZM262 135V134H261ZM28 136V134H27ZM80 136V135H79ZM92 136V135H91ZM101 136V135H100ZM99 136V137H100ZM201 136V135H200ZM213 136V135H212ZM234 136V134H233ZM236 136V135H235ZM242 136V135H241ZM252 136V135H251ZM260 136V135H259ZM82 137V136H81ZM247 137V136H246ZM258 137V136H257ZM85 138V137H83ZM82 138V139H83ZM87 138V137H86ZM199 138V137H197ZM204 138V136H203ZM215 138V137H214ZM217 138V137H216ZM226 138V136H225ZM227 138L229 139L228 135H227ZM226 138V139H227ZM231 138V137H230ZM235 138V137H234ZM244 138V137H243ZM208 139V138H207ZM210 139V138H209ZM208 139V140H209ZM213 139V138H211ZM233 139V138H232ZM257 138H252L253 140V143L256 142ZM80 140V139H79ZM93 140V141H92ZM131 140V139H130ZM184 140H187L189 142V144L187 145V150H188V153H186L185 156H187L188 158V161L186 163L183 164L184 162V159L183 157L185 156H182L184 154H182L181 152V146H182V143H184L185 141ZM198 140V139H197ZM221 140V139H219ZM225 140V139H224ZM184 141V142H183ZM206 141V140H205ZM217 141V140H216ZM232 141V140H231ZM238 141V140H237ZM263 141V140H261ZM260 141V142H261ZM187 142V143H188ZM201 142V141H200ZM204 142V141H203ZM234 141H232L233 143ZM240 142H243V141H240ZM251 142V141H250ZM259 142V143H260ZM205 143V142H204ZM203 143V144H204ZM207 143V142H206ZM209 143V142H208ZM252 143V142H251ZM61 144V143H60ZM102 144V143H101ZM196 144V143H195ZM198 144V143H197ZM216 143H214L213 145H215ZM230 144V143H229ZM250 144V143H249ZM81 145V144H80ZM126 145H128L126 143ZM186 145V143L184 144V146ZM200 145V144H199ZM220 145V144H219ZM228 145V143H227ZM234 146L235 143L233 144ZM261 145V143H260ZM28 146V147H27ZM89 146V145H88ZM182 147V149H186V146L185 147ZM217 146V145H216ZM230 146V145H229ZM242 146V145H241ZM249 145H247L246 147H248ZM253 146V145H252ZM263 146V145H262ZM261 146V148H262ZM141 147V148H142ZM226 147V146H225ZM232 147V146H230ZM244 147V146H242ZM245 147V148H246ZM120 148V146H119ZM200 148V147H199ZM211 148H212V145H211ZM215 148V146H214ZM221 148H222V145H221ZM250 148V146H249ZM128 149V148H127ZM219 149V147H218ZM217 149V151H218ZM223 149H224V146H223ZM240 149V148H239ZM242 149V148H241ZM253 149V148H251ZM259 149V148H258ZM118 150V149H117ZM196 150V149H195ZM212 150V149H211ZM247 150V149H246ZM249 150V149H248ZM199 151V150H197ZM214 151V150H213ZM225 151V150H223ZM222 150L220 152H223ZM232 150H230V153H231ZM239 151V150H238ZM255 151V150H254ZM253 151L252 153V156H255L253 155L255 152ZM258 151V150H257ZM185 152V151H184ZM187 152V151H186ZM201 152V150H200ZM88 153V152H87ZM118 153V152H117ZM139 153V152H138ZM197 153V152H196ZM225 153V152H224ZM222 153V155L224 154ZM226 153H229V150L228 152ZM238 153V152H237ZM246 153V152H245ZM244 153V154H245ZM248 153V152H247ZM221 154V153H220ZM257 154V153H256ZM260 154V153H259ZM208 155H210L208 153ZM221 155V156H222ZM227 155V154H226ZM230 155V154H229ZM236 155V154H235ZM239 155V154H238ZM238 155L236 157H238ZM243 155V153H242ZM247 155V154H245ZM250 155V154H249ZM264 155V154H263ZM212 156V155H211ZM210 156V157H211ZM217 156V155H216ZM219 156V155H218ZM220 156V157H221ZM225 156V155H224ZM223 156V157H224ZM234 157V156H233ZM251 157V156H250ZM117 158V157H116ZM126 158V157H125ZM143 158V157H142ZM205 158V157H204ZM219 158V157H218ZM239 158V157H238ZM247 158V157H246ZM259 158V157H258ZM152 159V158H151ZM216 159V158H215ZM233 159L235 160L236 158H232V162ZM252 159V157H251ZM186 160V158H185ZM203 160V159H202ZM211 160V159H210ZM248 160V159H246ZM138 161V160H137ZM151 161V160H150ZM205 161V159H204ZM221 161V160H220ZM225 160L223 159L222 163L226 164L227 162H224ZM240 161V160H239ZM251 161V160H250ZM250 161H246V162H250ZM216 162V161H215ZM231 162V163H232ZM238 162V161H237ZM244 161V164L246 163ZM141 163V162H140ZM212 163L214 164V162L212 161ZM229 163V161H228ZM230 163V164H231ZM260 163V162H259ZM126 164V165H125ZM183 164V165H182ZM143 165V164H142ZM148 165V164H147ZM221 165V164H220ZM241 165V164H240ZM249 165V164H248ZM257 165V164H256ZM149 166V165H148ZM189 166V165H187ZM209 166V164H208ZM212 166V165H211ZM219 166V165H218ZM217 166V167H218ZM224 166V165H223ZM226 166V165H225ZM237 166V165H236ZM115 167V165H114ZM191 167V166H190ZM193 167H191L192 170ZM222 167V166H221ZM235 167V166H234ZM199 168V167H198ZM210 167H208L207 169H209ZM223 168V167H222ZM233 168V167H232ZM231 168V169H232ZM241 168V166H240ZM142 169V168H141ZM191 169L189 168V170L191 171ZM219 169V168H217ZM229 169V168H228ZM230 169V170H231ZM237 169V167L235 168ZM143 170H145L143 168ZM214 170V169H213ZM263 170V169H262ZM187 171V170H185ZM205 171V170H204ZM216 171V170H215ZM226 171V170H225ZM243 171V170H242ZM183 172V170H182ZM192 172V171H191ZM194 172V171H193ZM191 173V174H194V173ZM237 172V171H236ZM264 172V170H263ZM126 173H131L133 175H136L137 179L135 180L136 184L132 185L130 184L129 182V177L127 176ZM144 173V172H143ZM180 173V172H179ZM177 173V174H179ZM214 173V172H213ZM231 173V172H230ZM234 173V172H233ZM261 174V172H259ZM168 173H166L165 175L167 176ZM187 174V172H186ZM190 174V173H189ZM188 174V176H189ZM197 174V173H196ZM264 174V173H263ZM142 175V174H141ZM156 175V176H157ZM174 175V174H173ZM184 175V174H183ZM214 175V174H213ZM229 175V174H228ZM232 175V174H231ZM230 175V176H231ZM234 175V174H233ZM241 175V174H240ZM245 175V174H244ZM155 176V178H156ZM163 176V177H162ZM180 176V175H179ZM179 176H177L179 178ZM192 176V175H190ZM196 176V175H194ZM223 176V175H222ZM229 176V177H230ZM103 177V178H104ZM233 177V176H232ZM235 177V176H234ZM240 177V176H239ZM263 178L261 179V182H259L260 184H257V186L259 185V189L260 191L262 192V194L264 193V175L262 176ZM160 177H157L156 179H159ZM166 178V177H164ZM176 178V177H175ZM186 178V177H185ZM242 178V177H241ZM204 179V178H203ZM210 179V178H209ZM214 179V178H213ZM221 179V178H220ZM227 179V178H225ZM154 180V179H153ZM160 180V179H159ZM164 180V179H163ZM182 180V179H181ZM224 180V178H223ZM232 180V179H231ZM179 181V180H178ZM183 181V180H182ZM113 182V183H112ZM154 182V181H153ZM169 182V181H167ZM257 182V183H258ZM170 183V182H169ZM168 183V184H169ZM172 183V182H171ZM170 183V184H171ZM67 184H74L75 187H77V194L75 195L74 197V204L75 206H73L74 208L72 209V207L70 208L71 211H70V218H69V221L67 223L62 224V228L61 230H63V236L62 238L60 239V241L58 242L57 245H54V242L51 241V238H50V234L49 231L48 232V229H47V226L48 224H51V225H54L56 223H59V218H57L58 216V211L57 212H52L50 213L48 208L45 206V202L47 201V199H49L48 197L50 195H54L56 194L55 191H57V194L56 196L60 199L62 198L63 196V189L66 187ZM151 184V181L150 183ZM156 184V183H155ZM154 184V185H155ZM157 184L159 186H164L162 188L164 189H168V192L166 191L167 195L166 196H170L171 194L174 195L173 193L177 190H172V185H169L170 186V190H172L171 192H169V186L168 188H166V181H159L157 182ZM201 184V183H200ZM235 184V183H234ZM73 185V186H74ZM118 185V184H117ZM118 185V186H119ZM152 185V184H151ZM150 185V186H151ZM153 185V187H155ZM179 185V184H178ZM177 185V186H178ZM181 185V184H180ZM179 185V186H180ZM197 185V184H196ZM195 185V186H196ZM207 185V184H206ZM232 185V184H231ZM255 185V184H254ZM204 186V185H203ZM235 186V185H234ZM71 187V186H70ZM74 187V188H75ZM112 187V186H111ZM124 187V188H123ZM228 187V186H227ZM236 187V186H235ZM69 188V187H68ZM67 188V189H68ZM113 188V187H112ZM152 188V187H151ZM157 188V187H156ZM160 187V189H162ZM179 188V187H177ZM209 188V187H208ZM208 188H206L205 190H207ZM239 188V187H238ZM258 188V187H257ZM71 189V188H70ZM117 189V193H118V188ZM159 189V188H158ZM175 189V187L173 188ZM232 189V188H231ZM66 190V189H65ZM72 190V189H71ZM109 190H111L109 188ZM179 190V189H178ZM199 190V188H198ZM73 191V190H72ZM101 191V190H100ZM112 191H115L116 190H113ZM126 191V190H125ZM152 191V190H151ZM165 193V190H161ZM183 190H181V192H177V194H180L182 193ZM203 191V190H202ZM239 191V190H238ZM121 192V191H120ZM198 192V191H197ZM196 192V193H197ZM234 192V191H233ZM256 192V191H255ZM66 193V192H65ZM67 193L68 190H67ZM108 193V192H107ZM114 193V192H113ZM170 193V194H169ZM184 193V192H183ZM248 193V192H247ZM176 194V193H175ZM176 194V195H177ZM201 194V193H200ZM203 194V193H202ZM208 194V193H207ZM257 194H259V192H257ZM68 195V194H67ZM108 195V194H107ZM121 195V194H120ZM170 196L169 199H171V197L174 199L173 196ZM175 197L177 198V195ZM183 195V194H182ZM181 195V196H182ZM187 195V194H186ZM196 195V194H195ZM244 195V194H243ZM55 196V197H56ZM66 196V195H65ZM87 196H89L91 198V205L87 206L86 204V198ZM113 196V195H112ZM165 195H163L164 197ZM64 197V196H63ZM106 197V195H105ZM197 198V196H194ZM236 197V196H235ZM258 197V195H257ZM261 197V196H260ZM113 197H111L112 199ZM229 198V197H228ZM52 199V198H50ZM165 199V198H164ZM168 199V197H167ZM193 199V198H192ZM222 199V198H221ZM115 200V198H114ZM194 200V199H193ZM213 200V199H212ZM112 201V200H111ZM165 201V200H164ZM175 201V199H174ZM192 201V200H191ZM206 201V200H205ZM49 201H47L48 203ZM237 202V201H236ZM69 203V202H68ZM122 203V202H121ZM164 203V202H163ZM231 203V202H230ZM254 203V202H253ZM191 204V202H190ZM203 204V203H202ZM248 204V203H247ZM263 204V203H262ZM59 205V204H58ZM65 205V204H64ZM70 205V203H69ZM167 205V204H166ZM211 205V204H210ZM223 205V204H221ZM231 205V204H230ZM234 205V204H233ZM48 206V204H47ZM121 206V204H120ZM171 206V204H170ZM176 206V205H175ZM199 206V205H198ZM197 206V207H198ZM229 206V205H228ZM264 206V205H263ZM56 207V206H55ZM58 207V206H57ZM179 207V206H178ZM235 207V206H234ZM247 207V206H246ZM261 208V207H260ZM118 209V208H117ZM149 209V210H150ZM180 209V208H179ZM197 209V208H195ZM218 209V208H217ZM234 209V208H233ZM239 209V208H238ZM119 210V209H118ZM117 210V211H118ZM216 210V209H215ZM219 210V209H218ZM221 210H222V207H221ZM225 210V209H224ZM237 210V209H236ZM244 210V209H243ZM108 211V210H107ZM121 211V210H120ZM203 211V210H202ZM211 211V210H210ZM213 211V210H212ZM229 211V209H228ZM234 211V210H233ZM239 211V210H238ZM223 212V211H222ZM221 212V213H222ZM226 212V211H225ZM231 212V211H230ZM237 212V211H236ZM246 212V211H245ZM258 212V211H257ZM261 212V211H260ZM264 212V211H263ZM108 213V212H107ZM116 213V212H115ZM201 213V212H200ZM200 213H199V218H200ZM211 213V212H210ZM213 213V212H212ZM219 213H220V210H219ZM232 213V212H231ZM103 214V213H102ZM114 214V213H113ZM208 214V213H207ZM224 214V212H223ZM246 214V213H245ZM256 214V213H255ZM108 215V214H107ZM120 215V214H119ZM204 214H202V217H203ZM214 215V214H213ZM252 215V214H251ZM254 215V214H253ZM259 215V213L257 214ZM261 215V213H260ZM264 215V214H263ZM262 215V217H264ZM118 216V215H117ZM196 216V215H195ZM206 216V215H204ZM227 216V215H226ZM230 216V215H229ZM233 216V215H232ZM235 216V215H234ZM249 216V215H248ZM116 217V216H115ZM161 217V216H160ZM170 217V216H169ZM197 217V216H196ZM195 217V219H196ZM212 217V216H211ZM210 217V218H211ZM214 217V216H213ZM219 217V216H218ZM110 218V217H109ZM121 218V217H120ZM151 218V217H150ZM154 218V217H153ZM209 218V219H210ZM217 218V217H216ZM260 218V217H259ZM122 219V218H121ZM169 219V218H168ZM168 219H165V220H168ZM180 219V218H179ZM178 219V220H179ZM213 219V218H212ZM236 219V218H235ZM258 219V218H257ZM153 220V219H152ZM155 220V219H154ZM162 220V219H161ZM164 220V219H163ZM164 220V222H165ZM183 220V219H182ZM200 220V219H199ZM205 220V219H204ZM211 220V219H210ZM228 220V219H227ZM234 220V219H233ZM262 220V219H261ZM264 220V219H263ZM107 221V219H106ZM110 221V220H109ZM150 221V220H149ZM174 221V220H173ZM172 221V222H173ZM189 221V220H187ZM186 221V223H188ZM198 221V219H197ZM209 221V220H208ZM219 221V220H218ZM217 221V222H218ZM158 222V221H157ZM176 222V221H175ZM205 222V221H204ZM228 222V221H227ZM264 222V221H262ZM62 223V221H61ZM97 223V224H96ZM102 223V222H101ZM105 223V222H103ZM118 224V221L115 222ZM114 223V224H115ZM170 223V222H169ZM168 223V224H169ZM200 223V222H198ZM209 223V222H208ZM206 223V224H208ZM231 223V221H230ZM106 224H109V223H106ZM113 224V223H112ZM111 224V225H112ZM116 224V225H117ZM121 224V223H120ZM124 224V223H123ZM122 224V225H123ZM138 224V222H137ZM161 224V223H160ZM171 224V223H170ZM192 225H194V223H191ZM219 224V223H218ZM216 224V225H218ZM234 224V223H233ZM259 224V222H258ZM21 225H25L26 226V229L22 228ZM59 225V224H58ZM110 225V226H111ZM125 225V224H124ZM123 225V226H124ZM150 225V224H149ZM167 225V224H166ZM177 225H178V222H177ZM182 226H184V224H181ZM231 225V224H230ZM257 225V224H256ZM57 226V225H56ZM105 226V225H104ZM187 226V225H186ZM200 226V225H199ZM204 226V225H203ZM223 226V225H222ZM232 226V225H231ZM242 226V225H241ZM112 227V226H111ZM125 227V226H124ZM172 227V226H171ZM180 227V226H179ZM218 227V226H217ZM230 227V226H229ZM104 228V227H103ZM106 229H108L106 226H105ZM110 228V227H109ZM170 228V226H169ZM175 228H177L175 226ZM182 228V227H181ZM187 228V227H186ZM204 228V227H203ZM220 228V227H219ZM240 228V227H239ZM242 228V227H241ZM257 228V227H255ZM120 229V228H119ZM118 229V230H119ZM153 229V228H152ZM150 228V230H152ZM157 229V227H156ZM183 229V228H182ZM181 229V230H182ZM218 230V228H216ZM222 229V228H221ZM228 229V228H227ZM233 229V227H232ZM253 229V228H252ZM251 229V230H252ZM117 230V231H118ZM168 230V229H167ZM179 230V229H178ZM192 230V229H191ZM201 231H206L204 229H200ZM212 230V229H211ZM215 230V229H213ZM231 230V228H230ZM83 231V232H82ZM153 231V230H152ZM173 231V230H172ZM185 230H183V233H184ZM187 231V230H186ZM113 232V230H112ZM112 232H108L106 234V241L108 243H110L111 245L113 244L112 243V240L113 238H115V240L117 239L116 237L117 236H113L112 235ZM149 232V231H148ZM162 232V231H161ZM171 232V230L169 231V233ZM175 232V231H173ZM177 232V231H176ZM181 232V231H180ZM192 232V231H191ZM190 232V233H191ZM200 232V231H199ZM207 232V231H206ZM214 232V231H213ZM220 232V231H219ZM218 232V234H219ZM126 233V231H125ZM154 233V231H153ZM152 233V234H153ZM172 233V232H171ZM178 233V232H177ZM197 233V232H196ZM196 233H195V237L196 236ZM204 233V232H203ZM209 233V232H208ZM245 232H243L244 234ZM150 234V233H149ZM159 234V233H158ZM166 234V232L164 233ZM168 234V232H167ZM173 234V233H172ZM171 234V235H172ZM186 234H188V232H186ZM202 234V233H201ZM206 234V233H205ZM211 234V232H210ZM217 234V232H216ZM242 234V231H238V230H231L229 232H226L224 234V240L225 241H229V238L230 237H238V235H241ZM259 234V233H258ZM262 235V233H260ZM259 234V235H260ZM122 235V234H121ZM138 236V234H136ZM169 235V234H168ZM182 235V234H181ZM192 235V234H191ZM200 235V234H199ZM203 235V234H202ZM222 235V233H221ZM254 235V234H253ZM155 236V235H153ZM183 236V235H182ZM205 236V235H203ZM213 236V235H212ZM245 236V235H244ZM52 237V236H51ZM144 237V238H143ZM172 237V236H171ZM194 237V238H195ZM201 237V236H200ZM209 237V236H207ZM211 237V235H210ZM209 237V238H210ZM255 237V236H254ZM58 238V237H57ZM127 238V243H128V239H130V241L132 242L135 241L133 237H130V236H127L125 237ZM153 238V237H152ZM151 238V239H152ZM163 238L164 235H163ZM161 237V239H163ZM166 238L168 239V237L166 236ZM164 239L161 243L163 244V246L161 247H164V252L166 253L167 257H168V260L166 261L165 264H186L184 262V257H188L185 252V247L183 246L184 244L182 243L183 241H177V242H180L179 243V247L178 249L175 248V244L170 242L169 240L167 239ZM170 238V237H169ZM193 238V239H194ZM202 238V237H201ZM208 238V239H209ZM219 238V237H218ZM243 238V236L241 237ZM239 238V239H241ZM250 238V237H249ZM181 239V238H180ZM186 239V238H185ZM191 239V238H190ZM189 239V241H190ZM217 239V238H216ZM233 238H230L231 242ZM236 239V238H234ZM251 239V238H250ZM86 240V241H85ZM114 240V241H115ZM123 239H121L122 241ZM141 240V241H142ZM174 240V239H173ZM195 240H197L195 238ZM207 240V239H205ZM238 240V238H237ZM253 240V239H252ZM256 240V239H255ZM264 240V239H263ZM263 240L261 241L263 243ZM104 242V240H102ZM126 241V240H125ZM146 241V242H145ZM161 241V240H160ZM208 241V240H207ZM249 241V239H248ZM259 241V240H258ZM79 242L83 245H77L76 243ZM88 242V241H87ZM143 242H140L141 244ZM199 242V240H198ZM211 242V241H209ZM207 242V244L209 243ZM223 245L225 244L224 241H222ZM237 242V241H236ZM254 242V240H253ZM100 243V242H99ZM134 243V242H132ZM136 243L137 242V239H136ZM183 245H182V244ZM189 243V242H188ZM191 243V242H190ZM189 243V244H190ZM203 243H204V240H203ZM228 243V242H227ZM240 243V242H238ZM237 243V245H238ZM260 243V242H259ZM88 244V243H87ZM104 244V243H103ZM109 244V245H110ZM147 244V243H146ZM145 244V245H146ZM186 244V243H185ZM193 244V242L191 243ZM190 244V245H191ZM201 244V243H200ZM206 244V241L205 243ZM230 244V243H229ZM235 244V243H234ZM93 245V244H91ZM125 245V244H124ZM123 245V246H124ZM148 245V244H147ZM210 245H215V243L213 242V244L211 243ZM221 245V244H220ZM244 245V243H243ZM104 246V245H103ZM107 246V245H106ZM117 246H119V244H117ZM117 246L115 248H117ZM122 246V245H121ZM120 246V247H121ZM132 246V245H131ZM143 246V245H142ZM149 246V245H148ZM199 246V245H198ZM217 246V245H216ZM241 246V245H240ZM257 246V245H256ZM56 247V249H55ZM111 247V246H110ZM147 247V246H146ZM193 247V246H191ZM206 247V246H204ZM234 247V246H233ZM259 247V246H257ZM256 247V248H257ZM130 248V246L128 247ZM128 248H124L125 250H127ZM148 248V247H147ZM146 248V249H147ZM152 248V247H151ZM190 248V247H188ZM255 248V249H256ZM264 247H262L263 249ZM85 249V248H84ZM123 249V248H122ZM121 249V250H122ZM145 249V248H144ZM163 249V248H162ZM186 249H187V246H186ZM120 250V251H121ZM136 250V248H135ZM156 250V249H155ZM191 250V249H190ZM119 251V250H118ZM140 251V250H139ZM197 251V250H196ZM201 251V250H200ZM208 251V250H207ZM256 251H258L256 249ZM261 251V249L259 250V252ZM188 253L190 251H187ZM186 252V253H187ZM210 252V251H209ZM98 253V251H97ZM134 253V252H133ZM205 253H206V250H205ZM141 254V253H140ZM151 254V253H150ZM148 255V253H147ZM144 256V255H143ZM191 256V255H190ZM147 257V256H146ZM145 257V258H146ZM150 257V256H149ZM156 257V256H155ZM129 258V256H128ZM137 258V257H136ZM151 258V257H150ZM205 258V257H203ZM70 259V258H69ZM157 259V258H156ZM189 259V258H187ZM186 259V260H187ZM76 260V261H77ZM128 260V259H127ZM131 260V258H130ZM192 260V259H191ZM208 260V259H207ZM222 260V259H221ZM141 261V260H140ZM157 261V260H156ZM42 262V263H43ZM137 262V261H136ZM145 262V261H144ZM201 262V261H200ZM207 262H210V261H207ZM205 262V263H207ZM152 262H150L151 264ZM189 263V261L187 262V264ZM255 263V262H254ZM44 264V263H43ZM133 264H134V261H133ZM140 264V263H139ZM209 264V263H208ZM251 264V263H250Z\"/></svg>",
    "mask_w": 264,
    "mask_h": 264
},
{
    "label": "clouds",
    "instance_id": "obj_3",
    "mask_svg": "<svg viewBox=\"0 0 264 264\" xmlns=\"http://www.w3.org/2000/svg\"><path fill=\"white\" fill-rule=\"evenodd\" d=\"M18 190V186L13 185L0 177V199L15 195Z\"/></svg>",
    "mask_w": 264,
    "mask_h": 264
}]
</instances>
